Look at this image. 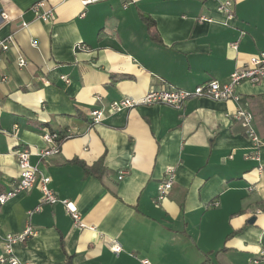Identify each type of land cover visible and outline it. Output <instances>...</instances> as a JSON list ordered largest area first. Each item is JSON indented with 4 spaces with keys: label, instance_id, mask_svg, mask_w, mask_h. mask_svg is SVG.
Instances as JSON below:
<instances>
[{
    "label": "crops",
    "instance_id": "obj_1",
    "mask_svg": "<svg viewBox=\"0 0 264 264\" xmlns=\"http://www.w3.org/2000/svg\"><path fill=\"white\" fill-rule=\"evenodd\" d=\"M41 1L0 0V42L13 36L0 46V194L18 182L16 153L28 148L85 227L62 203L29 216L42 198L33 188L0 206V257L2 238L30 225L36 235L14 254L31 264H264L254 262L264 251V146L233 117L249 109L264 141V78L238 87L241 103L196 98L182 110L91 116L152 89L228 82L264 51V0H231V17L219 10L229 0H48L52 22L36 19ZM46 133L70 137L42 158ZM170 168L173 189L159 200Z\"/></svg>",
    "mask_w": 264,
    "mask_h": 264
},
{
    "label": "built area",
    "instance_id": "obj_2",
    "mask_svg": "<svg viewBox=\"0 0 264 264\" xmlns=\"http://www.w3.org/2000/svg\"><path fill=\"white\" fill-rule=\"evenodd\" d=\"M82 5L87 7L91 4L100 3L107 0H80ZM48 0H42L35 4L32 8L36 19L44 22H52L55 17L54 9L51 7L47 8ZM219 10L231 17L234 14V2L229 0L219 6ZM1 18L6 23L13 22L14 19L10 14L3 12ZM28 23L22 21L21 27L27 28ZM11 44H13V36L0 42V46L3 51L9 50ZM36 46L37 42H33ZM81 49L84 46H79ZM28 60L24 56L18 58V65L23 68L27 66ZM264 78V51L251 56L246 66L237 69L230 76V80L226 83H222L218 80H210L204 84L198 85L193 90H183L170 86V88H162L159 90L152 89L144 97L140 99L135 98H124L120 101L112 102L107 110L96 109L91 113L93 122L98 124L101 123L106 117L107 112L109 114H116L123 112L128 109L135 108L140 105H167L175 109L182 110L185 108L187 102L196 98H209L215 101H234L241 103V96L238 93V87L243 82H250L253 84L260 83ZM233 117L240 123L244 129L245 135L249 138L256 147L260 148L264 146V141L259 137L255 118L253 113L246 107H239L238 110L233 114ZM70 134H65L64 139H60L58 133H46L44 135L45 141L50 144L49 147L45 148L40 152L42 158H46L50 155H57L61 151V143L68 139ZM19 166V180L18 182L8 191L0 194V206L5 205L7 202L15 198L16 196L29 192L33 188H38L42 193L41 202L33 210H30L29 216L37 213L41 210L45 204L55 205L62 203L67 212L72 216L75 226L79 229H83L85 224L83 223L81 216L78 212L76 205L68 200H60L55 191L50 187L51 178L49 176H41L38 166L31 163L30 157L31 152L28 148H23L16 153ZM126 172H121L120 179L123 178ZM175 183V172L172 168L168 169L166 176L161 181L158 191V199L164 200L168 194L172 191ZM213 206H219L216 201ZM36 230L32 226H27L20 233H9L2 238L3 244V255L0 257V264H31L30 262L20 261L14 254V247L18 244H24L29 238L36 235ZM112 249L119 253L121 246L114 244ZM259 259L254 260L255 263H259L264 260V251L260 254ZM142 264H153L150 260H142Z\"/></svg>",
    "mask_w": 264,
    "mask_h": 264
},
{
    "label": "trees",
    "instance_id": "obj_3",
    "mask_svg": "<svg viewBox=\"0 0 264 264\" xmlns=\"http://www.w3.org/2000/svg\"><path fill=\"white\" fill-rule=\"evenodd\" d=\"M59 134V133H58ZM59 136H60V139H64V137H65V133L63 134H59ZM86 170H87V173L88 174H92V171H90L88 168H86ZM68 264H70V262L68 263Z\"/></svg>",
    "mask_w": 264,
    "mask_h": 264
},
{
    "label": "water",
    "instance_id": "obj_4",
    "mask_svg": "<svg viewBox=\"0 0 264 264\" xmlns=\"http://www.w3.org/2000/svg\"><path fill=\"white\" fill-rule=\"evenodd\" d=\"M254 222H255V218H252V219L250 220V223L253 224Z\"/></svg>",
    "mask_w": 264,
    "mask_h": 264
}]
</instances>
